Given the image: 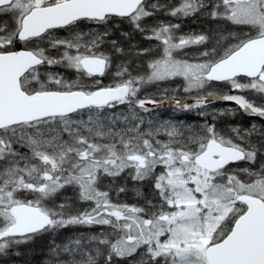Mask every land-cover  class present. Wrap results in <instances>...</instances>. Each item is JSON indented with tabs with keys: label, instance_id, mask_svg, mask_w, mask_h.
Masks as SVG:
<instances>
[{
	"label": "snow or ice",
	"instance_id": "snow-or-ice-1",
	"mask_svg": "<svg viewBox=\"0 0 264 264\" xmlns=\"http://www.w3.org/2000/svg\"><path fill=\"white\" fill-rule=\"evenodd\" d=\"M49 235L42 264H264V0H0V264Z\"/></svg>",
	"mask_w": 264,
	"mask_h": 264
},
{
	"label": "trees",
	"instance_id": "trees-1",
	"mask_svg": "<svg viewBox=\"0 0 264 264\" xmlns=\"http://www.w3.org/2000/svg\"><path fill=\"white\" fill-rule=\"evenodd\" d=\"M69 232L70 230L67 229L62 234L66 235ZM53 238V236L49 235L43 238H37L35 241L23 245L26 255L20 258V264H23L24 260H30L32 264H42L47 245Z\"/></svg>",
	"mask_w": 264,
	"mask_h": 264
},
{
	"label": "rangeland",
	"instance_id": "rangeland-1",
	"mask_svg": "<svg viewBox=\"0 0 264 264\" xmlns=\"http://www.w3.org/2000/svg\"><path fill=\"white\" fill-rule=\"evenodd\" d=\"M200 27V22L196 21L195 19L188 20L184 22V29L189 30L190 28H199ZM118 34V33H117ZM114 71V69H113ZM105 80L107 81V77H105ZM146 91L151 92L153 90V86H147ZM184 114V117L182 115ZM159 115L163 117H167L168 115H172L176 119H195L196 115L195 113H173L171 108H166V109H160L159 110ZM122 199H127L129 202H134L137 197L136 193L134 191H129L126 196H122ZM70 232L73 231L74 229H69ZM80 231H86L84 228L78 229ZM97 230V229H93Z\"/></svg>",
	"mask_w": 264,
	"mask_h": 264
},
{
	"label": "flooded vegetation",
	"instance_id": "flooded-vegetation-1",
	"mask_svg": "<svg viewBox=\"0 0 264 264\" xmlns=\"http://www.w3.org/2000/svg\"><path fill=\"white\" fill-rule=\"evenodd\" d=\"M232 103H234V102L218 100L212 104V107H223L226 104H232ZM182 117H184V114L182 115ZM253 118L254 117H249V116H246V115L238 112L235 116L229 115V116L225 117V123H227V124L238 123V124H242L244 126H247V124L250 123ZM225 131H227V129H225Z\"/></svg>",
	"mask_w": 264,
	"mask_h": 264
}]
</instances>
